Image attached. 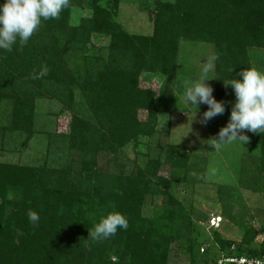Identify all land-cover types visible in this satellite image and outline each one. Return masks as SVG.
Segmentation results:
<instances>
[{
	"label": "trees",
	"instance_id": "trees-1",
	"mask_svg": "<svg viewBox=\"0 0 264 264\" xmlns=\"http://www.w3.org/2000/svg\"><path fill=\"white\" fill-rule=\"evenodd\" d=\"M118 1L71 0L58 19L42 21L24 47L0 51V108L2 100L12 102L11 125L29 127L34 98L49 96L71 112L70 142L81 150L76 167L0 163V264H167L172 222L179 216L174 206L180 205L170 197L158 217L147 219L140 213L145 194L163 191L156 184V162L132 173H102L95 166L97 154L115 153L139 134L152 133L166 104L139 85V76L145 70L172 73L181 39L213 44L215 56L219 54L215 99L229 113L235 96L222 80L238 79L239 71L253 68L249 49L264 47V0H157L151 35L123 30L115 20ZM84 4L89 15L73 24L72 8ZM93 33L109 35L106 55L90 44ZM67 54H72V64ZM44 68L45 76L30 78ZM75 87L84 95L90 116L75 112ZM139 110L147 112V119L139 117ZM250 134L262 148V164L264 134ZM172 164L187 167L184 153L175 155ZM74 169L77 175L72 177ZM29 210L39 214L38 226L29 222ZM111 211L127 217V230L93 242L89 230ZM212 232L222 250L235 244L238 253L256 251L247 231L243 249L241 241L226 239L217 229ZM185 252L195 262L189 240ZM112 253L117 262L109 260ZM196 254H201L199 247Z\"/></svg>",
	"mask_w": 264,
	"mask_h": 264
},
{
	"label": "rangeland",
	"instance_id": "rangeland-1",
	"mask_svg": "<svg viewBox=\"0 0 264 264\" xmlns=\"http://www.w3.org/2000/svg\"><path fill=\"white\" fill-rule=\"evenodd\" d=\"M156 1L119 0L115 20L129 34L151 35ZM86 7L84 4L83 7L72 8L73 24L89 15ZM108 43L107 34L93 33L90 38V44L100 48L104 55ZM72 54H67L71 58L70 64L73 63ZM213 56V44L181 39L172 73L143 71L139 85L152 89L156 101L166 104L165 109L157 113L151 134H139L136 140L123 145L117 152H99L96 158L95 166L102 173H132L152 161L156 162V184L163 191L145 194L140 213L147 219L158 217V210L169 203L170 197L180 205L174 206L179 216L172 222L174 240L168 246L167 264H210L218 256L219 249L213 244L209 245L206 253L196 254L199 245L210 243L214 236L213 229L208 228L206 222L211 213L222 215L217 231L226 239L240 243L243 232L247 231L254 237L253 246L264 234V163L261 164L260 144L249 131L244 130L249 137L246 143L234 141L214 148L208 143L227 125L230 113L225 109L222 115L205 124L201 121L208 106L200 104L196 110L183 99V82L197 79ZM249 60L253 68L264 72V47H251ZM212 64L209 76L215 75V61ZM206 83L212 87L215 98V79ZM11 107L10 100H2L0 163L53 169L78 166L81 150L70 142L72 114L63 109L61 102L46 95L35 97L31 124L26 128L11 125ZM74 110L82 116L91 115L78 87L74 90ZM138 115L143 120L147 119L145 110H139ZM180 153H184L188 168L173 166V158ZM70 175L76 176V169ZM10 196L9 193L7 197ZM188 240L193 245L196 263L185 252ZM242 242L239 246L246 248ZM108 258L111 262L118 261L114 253Z\"/></svg>",
	"mask_w": 264,
	"mask_h": 264
},
{
	"label": "clouds",
	"instance_id": "clouds-1",
	"mask_svg": "<svg viewBox=\"0 0 264 264\" xmlns=\"http://www.w3.org/2000/svg\"><path fill=\"white\" fill-rule=\"evenodd\" d=\"M70 2L71 0H3L0 3V51L11 52L17 44L24 47L38 31L42 21L58 19L61 12L70 7ZM218 58L219 54L211 57L197 79L186 80L182 84L183 99L187 105L195 106L196 110L200 104L208 106L201 121L205 124L225 112L224 103L213 97V89L206 83L216 78L209 76V72L213 67L212 61ZM233 69L229 68V73H233ZM46 74L47 69L44 68L39 73H31L30 78L40 79ZM237 76L238 79L231 76L226 81L222 80L226 88H232L235 102L227 125L208 143L214 148L234 141L246 143L249 137L244 134V130L264 134V72L256 68H244ZM27 218L31 224L38 226L40 216L36 211L29 210ZM127 228V217L119 211H111L101 216L92 226L89 238L93 242L103 241L116 235L118 229Z\"/></svg>",
	"mask_w": 264,
	"mask_h": 264
},
{
	"label": "built area",
	"instance_id": "built-area-1",
	"mask_svg": "<svg viewBox=\"0 0 264 264\" xmlns=\"http://www.w3.org/2000/svg\"><path fill=\"white\" fill-rule=\"evenodd\" d=\"M223 217L219 213H211L207 216L208 228L218 229L222 223ZM213 237V236H212ZM209 240V239H208ZM210 243H203L199 245V252L201 254L206 253L209 245L219 249L218 256L210 264H264V234L259 237L258 244L255 245V253H238L236 251V245L232 244L227 249H220L214 238H211Z\"/></svg>",
	"mask_w": 264,
	"mask_h": 264
}]
</instances>
